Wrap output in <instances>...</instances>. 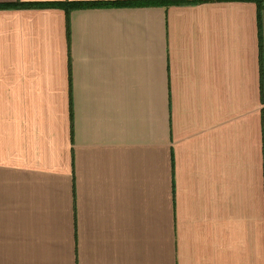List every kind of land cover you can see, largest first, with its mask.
<instances>
[{
    "label": "crops",
    "instance_id": "1",
    "mask_svg": "<svg viewBox=\"0 0 264 264\" xmlns=\"http://www.w3.org/2000/svg\"><path fill=\"white\" fill-rule=\"evenodd\" d=\"M155 1L0 0V264H264V4Z\"/></svg>",
    "mask_w": 264,
    "mask_h": 264
},
{
    "label": "trees",
    "instance_id": "2",
    "mask_svg": "<svg viewBox=\"0 0 264 264\" xmlns=\"http://www.w3.org/2000/svg\"><path fill=\"white\" fill-rule=\"evenodd\" d=\"M258 4L261 3L264 4V0H255ZM161 0H157L155 2L151 3H160ZM129 2H93V3H80V2H65V3H57V5H60L63 7L67 12L76 9V8H91V7H101L102 6H115V4H128Z\"/></svg>",
    "mask_w": 264,
    "mask_h": 264
}]
</instances>
